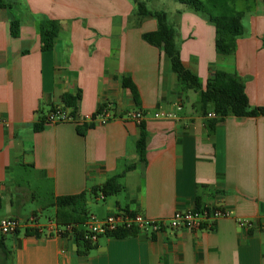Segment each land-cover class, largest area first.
<instances>
[{
    "label": "crops",
    "instance_id": "crops-1",
    "mask_svg": "<svg viewBox=\"0 0 264 264\" xmlns=\"http://www.w3.org/2000/svg\"><path fill=\"white\" fill-rule=\"evenodd\" d=\"M7 1L14 6L0 9V219L35 214L47 223L57 197L111 178L120 191L89 202L105 203L99 219L121 211L167 219L197 205L224 207L231 217L211 230L102 236L88 253L74 238L22 227L0 240V264H264V116H230L212 127L198 94L183 91L167 55L143 39L157 21L138 15L137 0ZM236 8L244 14L234 55L217 53L216 28L204 15L177 0L172 10L158 11L167 13L184 65L203 84L216 70L235 73L251 105L264 106L263 1L236 0ZM15 18L18 37L11 34ZM43 19L61 24L49 51L41 49ZM123 77L135 84L139 104ZM79 90L81 117L110 105L116 118L106 125L45 123L35 130L52 108L64 106V95ZM137 110L145 116L146 162L136 149L142 128L120 118ZM161 112L173 116H155ZM39 199L36 210L19 214ZM46 206L53 215L42 222ZM239 218L252 226L240 227Z\"/></svg>",
    "mask_w": 264,
    "mask_h": 264
},
{
    "label": "trees",
    "instance_id": "trees-1",
    "mask_svg": "<svg viewBox=\"0 0 264 264\" xmlns=\"http://www.w3.org/2000/svg\"><path fill=\"white\" fill-rule=\"evenodd\" d=\"M186 5L196 13L204 15L216 28V51L221 55H234L237 50V40L243 33L242 17L243 12L236 8V0H177ZM263 6H264V0ZM13 3L7 0H0V9H13ZM138 15L141 17L152 16L157 21V29L143 34V39L161 49L169 58L172 71L177 75L178 81L183 91H193L199 96V107L207 117L209 113L216 114L215 118H208L210 125L215 127L218 123L225 121L230 116L239 119L248 117L264 116V106L254 107L251 105L246 93L245 84L235 74L222 70H216L205 84L199 76L188 69L180 54V41L176 28L168 22L165 11H151L145 2H137ZM61 24L57 20L43 19L39 23V34L42 51L52 50L56 39L59 36ZM20 22L14 19L11 22V34L18 37ZM264 46V35L262 37ZM123 85L129 88L134 100L139 104L138 90L129 77H123ZM82 93L79 90L76 94H66L63 96L64 107L70 111L72 116L79 115V103ZM56 107L52 108L54 110ZM51 110V111H52ZM46 123V118H42L40 124H36L35 130L39 131ZM90 126L92 124H84ZM144 121L139 125L142 128L141 135L136 142V149L139 160L146 162L147 133L144 130ZM83 133V128H78ZM121 185L117 178H111L106 183L95 186L91 190L84 191L78 195L57 197L52 206L56 208L54 218L60 225H74V239L76 240L81 253H88L94 249L95 244L84 239L85 223L91 213L89 202L97 200L99 195L103 198L119 192ZM2 207V196L0 194V208ZM197 209L208 207L196 206ZM215 225V224H214ZM34 231V230H33ZM139 231L136 228L124 229L108 235L113 238H126ZM37 235L40 233L34 231ZM0 238L1 241H3Z\"/></svg>",
    "mask_w": 264,
    "mask_h": 264
},
{
    "label": "built area",
    "instance_id": "built-area-1",
    "mask_svg": "<svg viewBox=\"0 0 264 264\" xmlns=\"http://www.w3.org/2000/svg\"><path fill=\"white\" fill-rule=\"evenodd\" d=\"M181 107H179L180 109ZM156 117H172L170 112H161ZM208 118H215L216 114L211 112ZM116 118V114L112 106L104 105L94 114L81 117L80 115L72 116L68 109L64 107H56L46 116V123L58 124L62 122H72L79 125L82 124H99L106 125L112 119ZM126 120L134 121L140 125L144 121V113L141 110L128 112L124 115ZM231 217V211L221 206L208 207L203 209L192 208L184 211H176L167 219H149L142 213L132 211H121L107 215L103 219H98L95 215H90L85 223V232L83 237L92 244L97 243L100 237L108 236L120 228L130 229L136 228L139 231L148 233H159L168 230H211L216 221L222 218ZM237 223L242 228H249L252 223L247 219L239 218ZM22 227H29L40 234L57 237H74V225H60L55 219H50L47 223H41L37 215H31L27 219L22 220L15 217H3L0 219V234L3 236L15 235Z\"/></svg>",
    "mask_w": 264,
    "mask_h": 264
},
{
    "label": "rangeland",
    "instance_id": "rangeland-1",
    "mask_svg": "<svg viewBox=\"0 0 264 264\" xmlns=\"http://www.w3.org/2000/svg\"><path fill=\"white\" fill-rule=\"evenodd\" d=\"M137 1L145 2L147 7L150 10H153V11L165 10V11H167V10H172L173 9L175 0H137ZM136 7L138 9V6H136ZM75 14H76V11H75ZM192 93H194V92H192ZM40 201L41 200L39 199L38 201H36L37 203L29 202L26 205L22 206L20 208V210H19V214L25 215V214H29L31 212V210H36L37 209V204ZM48 206H46L45 210L42 212L43 213V216L41 217L42 222L46 221V218H48V217L53 215V209L51 207H48ZM89 209H90L91 212L96 213L97 216H98V219H99V216H102V214H104V212L106 210V207H105V203L104 202H92V203L89 204ZM4 214H5L4 209H1L0 210V215H4Z\"/></svg>",
    "mask_w": 264,
    "mask_h": 264
}]
</instances>
